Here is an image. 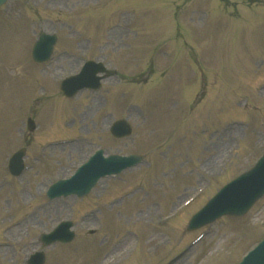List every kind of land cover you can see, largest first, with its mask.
Listing matches in <instances>:
<instances>
[{
	"label": "rangeland",
	"instance_id": "374dc122",
	"mask_svg": "<svg viewBox=\"0 0 264 264\" xmlns=\"http://www.w3.org/2000/svg\"><path fill=\"white\" fill-rule=\"evenodd\" d=\"M200 1L204 5L162 1L166 7L161 9L152 0V8H158L151 11L140 0H9L0 7V154L10 156L24 146V161L31 166L15 179L7 174L8 155L0 160V225L23 224L11 232L14 250H0V264H26L33 245H25L61 217L76 222L75 238L53 248L34 243L45 251L44 264H167L177 253L181 255L169 264H234L260 239L264 196L242 216L220 218L201 231L187 228L188 218L264 150V0ZM203 9L209 15L201 21ZM112 20L116 24L105 31ZM154 23L157 28L150 31ZM135 29L137 36L128 34ZM41 30L57 35L53 57L65 52L64 60L46 73L38 72L30 55ZM104 42L117 50L110 57L121 79L84 116L91 100L61 97L56 82L78 65L76 58H92L99 53L96 43ZM86 46L90 52L84 56ZM161 48L165 56L169 51L168 58L158 56ZM200 84V91H193ZM178 92L177 100L172 95ZM151 94L169 99L157 98L152 108L139 113L137 106ZM129 103L131 112L126 110ZM70 115L71 130H62ZM29 116L43 128L28 132ZM118 118L130 123V136L117 139L106 126L104 132L103 123ZM10 126L13 135L7 132ZM76 131L91 137L82 155L101 146L110 153L143 154L148 163L102 180L85 198L62 199L33 213V201L44 200V183L67 175L83 157L70 153L69 146L47 147L46 161L36 162L37 145ZM110 200L116 205L108 207ZM93 204L102 210L97 217ZM26 212L32 217L23 222ZM162 216L164 222L158 223ZM97 224L98 233L90 235ZM197 233L204 236L188 248Z\"/></svg>",
	"mask_w": 264,
	"mask_h": 264
},
{
	"label": "water",
	"instance_id": "95a60500",
	"mask_svg": "<svg viewBox=\"0 0 264 264\" xmlns=\"http://www.w3.org/2000/svg\"><path fill=\"white\" fill-rule=\"evenodd\" d=\"M133 157L111 156L103 161L99 166L97 175H92L88 183L93 181L104 169L111 167L113 171H118L127 166ZM95 165L88 166L86 170H93ZM85 174V173H84ZM264 191V156L257 162L256 166L248 173L224 187L217 197L212 200L204 213H211L205 221L214 217L231 212L242 213L252 202ZM241 264H264V241L252 252Z\"/></svg>",
	"mask_w": 264,
	"mask_h": 264
},
{
	"label": "bare ground",
	"instance_id": "6f19581e",
	"mask_svg": "<svg viewBox=\"0 0 264 264\" xmlns=\"http://www.w3.org/2000/svg\"><path fill=\"white\" fill-rule=\"evenodd\" d=\"M16 97H17V95H16ZM62 147H64V146H55L52 148L56 149V148H62ZM80 147H82V144H77V145L73 146L72 148H70V150H71V152H75V151H78L80 149ZM25 173L26 172H24L23 174H25Z\"/></svg>",
	"mask_w": 264,
	"mask_h": 264
}]
</instances>
